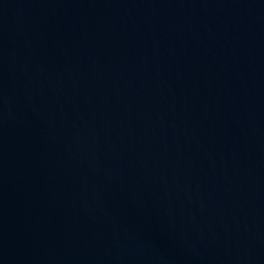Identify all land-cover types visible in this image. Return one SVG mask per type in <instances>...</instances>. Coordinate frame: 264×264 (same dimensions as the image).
I'll return each instance as SVG.
<instances>
[{
    "label": "water",
    "instance_id": "obj_1",
    "mask_svg": "<svg viewBox=\"0 0 264 264\" xmlns=\"http://www.w3.org/2000/svg\"><path fill=\"white\" fill-rule=\"evenodd\" d=\"M0 264H264V0H0Z\"/></svg>",
    "mask_w": 264,
    "mask_h": 264
}]
</instances>
